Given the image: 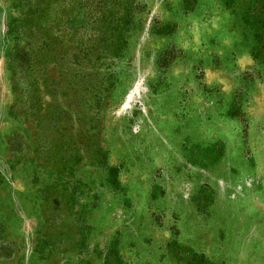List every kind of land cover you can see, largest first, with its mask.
Wrapping results in <instances>:
<instances>
[{
    "label": "rangeland",
    "instance_id": "rangeland-1",
    "mask_svg": "<svg viewBox=\"0 0 264 264\" xmlns=\"http://www.w3.org/2000/svg\"><path fill=\"white\" fill-rule=\"evenodd\" d=\"M0 264H264V0H0Z\"/></svg>",
    "mask_w": 264,
    "mask_h": 264
}]
</instances>
